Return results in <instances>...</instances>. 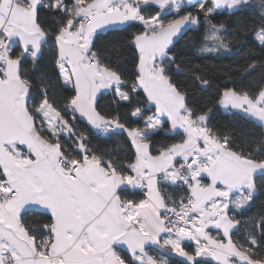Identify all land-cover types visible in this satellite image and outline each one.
<instances>
[{
	"label": "snow or ice",
	"instance_id": "1",
	"mask_svg": "<svg viewBox=\"0 0 264 264\" xmlns=\"http://www.w3.org/2000/svg\"><path fill=\"white\" fill-rule=\"evenodd\" d=\"M201 26L202 58L251 44L225 83L174 79ZM170 254L264 264V0H0V264Z\"/></svg>",
	"mask_w": 264,
	"mask_h": 264
},
{
	"label": "trees",
	"instance_id": "2",
	"mask_svg": "<svg viewBox=\"0 0 264 264\" xmlns=\"http://www.w3.org/2000/svg\"><path fill=\"white\" fill-rule=\"evenodd\" d=\"M214 22H223L235 26L237 23L241 22V17H230L225 14L221 15ZM232 31L233 29L229 28V32L225 36V39L230 42V48L232 49L231 53H220L212 58H202L197 46L202 42L204 28L201 26L188 30L173 49L177 64L180 66V70L176 72L174 79L181 84L191 85L192 75L188 69L193 66H198L199 70L212 77L216 84L227 82L234 72V66L244 62V57L251 47V44L243 43L242 38L245 37V33L240 32L238 36H233L231 35ZM31 67V63H28L25 65V70L30 71ZM173 68L175 70L176 66L174 65ZM259 75V73H254L252 77H248V80L258 78ZM196 95L200 96L202 94L197 92ZM230 121L231 116L225 114L223 110H219L214 113L211 123L216 127L223 128L228 125ZM254 212L255 209H253V212L249 213V215H252ZM153 254L155 255L156 253Z\"/></svg>",
	"mask_w": 264,
	"mask_h": 264
},
{
	"label": "crops",
	"instance_id": "3",
	"mask_svg": "<svg viewBox=\"0 0 264 264\" xmlns=\"http://www.w3.org/2000/svg\"><path fill=\"white\" fill-rule=\"evenodd\" d=\"M202 15V14H201ZM221 16V15H220ZM220 16H217V18H219ZM194 28V27H193ZM222 110V109H221ZM187 244V242H185ZM166 259H168L170 261V264H180V260L181 258L176 257L174 254H170L168 257H165Z\"/></svg>",
	"mask_w": 264,
	"mask_h": 264
}]
</instances>
